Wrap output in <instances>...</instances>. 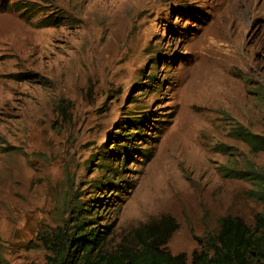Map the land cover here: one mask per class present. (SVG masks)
Segmentation results:
<instances>
[{
    "label": "rangeland",
    "instance_id": "rangeland-1",
    "mask_svg": "<svg viewBox=\"0 0 264 264\" xmlns=\"http://www.w3.org/2000/svg\"><path fill=\"white\" fill-rule=\"evenodd\" d=\"M15 2L36 11H14ZM7 5L3 264H44L55 231L87 216L111 230L107 251L172 220L164 248L188 257L222 219L253 227L264 209V146L238 133L264 140V0ZM47 17L55 23L40 27Z\"/></svg>",
    "mask_w": 264,
    "mask_h": 264
},
{
    "label": "trees",
    "instance_id": "trees-1",
    "mask_svg": "<svg viewBox=\"0 0 264 264\" xmlns=\"http://www.w3.org/2000/svg\"><path fill=\"white\" fill-rule=\"evenodd\" d=\"M8 0H0V7L6 8ZM10 8L26 14L30 5L15 2ZM55 19L47 17L40 27L53 25ZM130 122L131 129L141 132L142 122L138 127ZM238 136L248 144L263 145L261 139L249 134ZM129 157L131 150L122 149ZM257 199L264 207V193L257 191ZM86 212L84 209L78 211ZM87 221L75 218L73 229L64 234L55 231V238L47 247L48 254L44 264H264V209L255 216L253 227H248L242 220L225 218L219 222L218 231L204 238H196L200 250H194L188 257L181 253L172 255L164 247L171 234L176 229L172 220L162 225H149L137 232L136 244L129 247H119L114 251L103 249V245L111 230L106 227L100 230L95 218L87 216ZM0 264L3 262L0 260Z\"/></svg>",
    "mask_w": 264,
    "mask_h": 264
}]
</instances>
